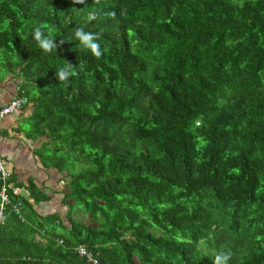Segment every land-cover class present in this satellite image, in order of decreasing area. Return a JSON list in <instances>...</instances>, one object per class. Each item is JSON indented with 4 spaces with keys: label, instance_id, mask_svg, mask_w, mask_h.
Masks as SVG:
<instances>
[{
    "label": "trees",
    "instance_id": "trees-1",
    "mask_svg": "<svg viewBox=\"0 0 264 264\" xmlns=\"http://www.w3.org/2000/svg\"><path fill=\"white\" fill-rule=\"evenodd\" d=\"M39 23L57 52L38 47ZM77 26L103 33L100 59ZM67 62L77 75L59 82ZM7 73L67 190L64 216L44 218L50 197L17 194L3 163L24 215L6 210L0 264H213L221 250L264 264V0H0Z\"/></svg>",
    "mask_w": 264,
    "mask_h": 264
},
{
    "label": "crops",
    "instance_id": "crops-1",
    "mask_svg": "<svg viewBox=\"0 0 264 264\" xmlns=\"http://www.w3.org/2000/svg\"><path fill=\"white\" fill-rule=\"evenodd\" d=\"M17 82L10 73L0 80V108L14 95ZM22 110L0 119V154L15 183H19L17 194L28 197L32 191L29 184L33 183L39 191L50 197L49 201L38 205L39 214L46 216L58 210L64 215L60 201L64 192L62 176L45 165L40 156V148L49 140L43 136L30 138L25 129L30 110Z\"/></svg>",
    "mask_w": 264,
    "mask_h": 264
},
{
    "label": "clouds",
    "instance_id": "clouds-1",
    "mask_svg": "<svg viewBox=\"0 0 264 264\" xmlns=\"http://www.w3.org/2000/svg\"><path fill=\"white\" fill-rule=\"evenodd\" d=\"M72 3L77 4V5H85L86 0H72ZM95 3H96V0H94V4ZM106 15L114 17L115 12L114 11L107 12ZM94 19H96L95 13L94 12L90 13L89 14V20H94ZM72 32L74 34L75 40H77L79 42V47L82 48L83 50H86L87 52H89L91 54L92 58L98 60L103 56L104 52H103L102 46L100 44V40L103 37L102 32L86 31L83 27H79V26L75 27L72 30ZM32 35H33V38L35 39V41H37L38 47L40 49H42L44 52H47V53H51L53 51L57 52V48H58L57 40L53 38L51 31L48 30L46 24L39 23L37 26H35L32 30ZM59 43H60V45H63L66 42L64 40H59ZM76 68L77 67L72 66L68 62L66 64V66L58 68L55 71V73H56V77L59 80V82L68 81L70 78L76 76L77 75ZM17 91H18V86L15 87L14 95L11 98L20 97L17 95ZM11 98H10V100H11ZM20 98L25 99L24 97H20ZM26 102H27V100H26ZM24 106H25V104H24ZM22 107L20 109H18L17 111L22 110ZM17 111H15L14 113H16ZM14 113H12V114H14ZM9 115H11V114H9ZM1 162H2V164L4 163V161H2V160H1ZM16 203H19V202L9 204V206H11V209H12V205L16 204ZM9 206L6 207V210ZM6 210L4 213V219L6 217ZM13 213L19 219H22V216L24 215L22 208H21V217H19V215H17L16 212H14V210H13ZM231 258H232V253L230 251L221 250V251L217 252V254L215 255V257L213 259V264H229V261L231 260Z\"/></svg>",
    "mask_w": 264,
    "mask_h": 264
},
{
    "label": "built area",
    "instance_id": "built-area-1",
    "mask_svg": "<svg viewBox=\"0 0 264 264\" xmlns=\"http://www.w3.org/2000/svg\"><path fill=\"white\" fill-rule=\"evenodd\" d=\"M26 103L25 99L20 97H13L9 102L0 109V119L4 118L5 116L14 113L18 109H20ZM0 175L3 183H1L0 187V223L4 220V213L6 207L10 204V199L8 195V184L5 183L6 179L9 178L8 172L4 168V165L0 159ZM12 209L16 212L19 217H21V205L20 203H16L12 205ZM78 253L80 256H88L86 251L83 247L78 248ZM89 257V256H88ZM93 264H98L97 260H93Z\"/></svg>",
    "mask_w": 264,
    "mask_h": 264
},
{
    "label": "rangeland",
    "instance_id": "rangeland-1",
    "mask_svg": "<svg viewBox=\"0 0 264 264\" xmlns=\"http://www.w3.org/2000/svg\"><path fill=\"white\" fill-rule=\"evenodd\" d=\"M25 129L29 132V127L27 126V123H26V125H25ZM46 154L48 155V154H50V153L47 152ZM63 190H67L66 187L63 188ZM53 214H54V215L60 214L61 217L64 216L63 213H62V212H59L58 210H55ZM53 214H52V215H53ZM47 216L49 217V215H46V216L43 215L44 218H46ZM58 216H59V215H58ZM77 218L80 219V221H82L83 223H86V224L90 223L89 220H88V218H87V217H83L81 214H77Z\"/></svg>",
    "mask_w": 264,
    "mask_h": 264
}]
</instances>
